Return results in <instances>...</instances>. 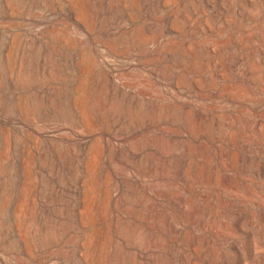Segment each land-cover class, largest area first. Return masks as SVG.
Instances as JSON below:
<instances>
[{
  "label": "rangeland",
  "instance_id": "1",
  "mask_svg": "<svg viewBox=\"0 0 264 264\" xmlns=\"http://www.w3.org/2000/svg\"><path fill=\"white\" fill-rule=\"evenodd\" d=\"M203 1L0 0V264H264V0Z\"/></svg>",
  "mask_w": 264,
  "mask_h": 264
},
{
  "label": "bare ground",
  "instance_id": "2",
  "mask_svg": "<svg viewBox=\"0 0 264 264\" xmlns=\"http://www.w3.org/2000/svg\"><path fill=\"white\" fill-rule=\"evenodd\" d=\"M205 1V0H204ZM203 1V2H204ZM159 2V1H158ZM242 2H244V1H242ZM241 2V3H242ZM154 3V2H153ZM211 3H212V1H211ZM218 4V3H217ZM239 4V3H238ZM205 5V4H204ZM229 5V4H228ZM86 6V5H85ZM208 6H210V5H208ZM218 6V5H217ZM134 8V7H133ZM219 8V7H218ZM240 8H241V6H240ZM225 10V9H224ZM95 11V10H94ZM214 12V11H213ZM229 12V11H228ZM92 13V12H91ZM123 13V12H122ZM125 14V13H124ZM121 15V14H120ZM126 16H127V14H125ZM240 15V14H239ZM216 16H218V15H216ZM72 17V16H71ZM244 17V16H243ZM223 18V17H222ZM250 18V17H249ZM244 19H246V18H244ZM227 24V23H226ZM147 26V25H146ZM145 26V27H146ZM203 38V37H202ZM256 38V37H255ZM134 42V41H133ZM261 42V41H260ZM193 43V42H192ZM185 44V43H184ZM239 44V43H238ZM179 48V47H178ZM237 48V47H236ZM213 52V51H212ZM264 53V52H263ZM264 55V54H263ZM240 58V57H239ZM240 60V59H239ZM260 60V59H259ZM262 61V60H261ZM175 69V68H174ZM228 99V98H227ZM151 100V99H150ZM229 101V100H228ZM230 103H232V102H230ZM234 103V102H233ZM245 103V102H244ZM243 104V103H242ZM246 104V103H245ZM244 105V104H243ZM189 107V106H188ZM199 107V106H198ZM251 107V106H250ZM224 110V109H223ZM252 110V109H251ZM214 111V110H213ZM207 112V111H206ZM211 112V111H210ZM216 112V111H215ZM219 112V111H218ZM228 112V111H227ZM240 114V113H239ZM197 115V114H196ZM208 115V114H207ZM125 116V115H124ZM121 118V117H120ZM207 120V119H206ZM162 122V121H161ZM123 123V122H122ZM170 124V123H169ZM119 125V124H118ZM179 128V127H178ZM187 132V131H186ZM174 133V132H173ZM114 134V133H113ZM128 134V133H127ZM107 135V134H106ZM124 135V134H123ZM171 135V134H170ZM171 137V136H170ZM239 137V136H238ZM179 138V137H178ZM205 138V137H204ZM105 139V138H104ZM92 140V139H91ZM117 140V139H116ZM155 140V139H154ZM201 140V139H200ZM208 140V139H207ZM106 141V140H105ZM43 142V141H42ZM83 145V144H82ZM214 145H216V144H214ZM256 145V144H255ZM149 146V145H148ZM147 146V147H148ZM45 147V146H44ZM150 147V146H149ZM251 147V146H250ZM253 147V146H252ZM49 148V147H48ZM77 148V147H76ZM126 148V147H125ZM78 149V148H77ZM13 151V150H12ZM45 151V150H44ZM83 152H85V151H83ZM133 152V151H132ZM241 154V153H240ZM86 155V154H85ZM88 155V154H87ZM19 156V155H18ZM41 156V155H40ZM73 156V155H72ZM167 156V155H166ZM213 156V155H212ZM161 157V156H160ZM186 157V156H185ZM21 158V157H20ZM49 159V158H48ZM53 159V158H52ZM58 159V158H57ZM253 159V158H252ZM255 159V158H254ZM101 160H102V158H101ZM215 160V159H214ZM256 160V159H255ZM107 161V160H106ZM263 161V160H262ZM109 163V162H108ZM185 163H186V161H185ZM19 164V163H18ZM83 164V163H82ZM127 165V164H126ZM185 166V165H184ZM101 168V167H100ZM41 169V168H40ZM125 169V168H124ZM15 170V169H14ZM73 170V169H72ZM98 170V169H97ZM260 170V169H259ZM48 171V170H47ZM129 171V170H128ZM13 172V171H12ZM124 172V171H123ZM132 172V171H131ZM146 172H148V171H146ZM151 173V172H150ZM237 173V172H236ZM248 173V172H247ZM100 174V173H99ZM144 174V173H143ZM96 175V174H95ZM129 175V174H128ZM19 176V175H18ZM144 176V175H143ZM148 176V175H147ZM151 176H154V175H151ZM7 177V176H6ZM225 178V177H224ZM39 181V180H38ZM50 181V180H49ZM120 181V180H119ZM226 182V181H225ZM143 183V182H142ZM242 184V183H241ZM57 186V185H56ZM104 186V185H103ZM112 186V185H111ZM64 188V187H63ZM76 188V187H75ZM79 188V187H78ZM97 189V188H96ZM78 190V189H77ZM170 190V189H169ZM186 192V191H185ZM196 192V191H195ZM187 193V192H186ZM194 193V192H193ZM82 194V193H81ZM261 194V193H260ZM151 195V194H150ZM122 196V195H121ZM101 197V196H100ZM194 197V196H193ZM197 197V196H196ZM186 198V197H185ZM258 198V197H257ZM152 199H153V197H152ZM239 199V198H238ZM111 200V199H110ZM116 200V199H115ZM260 200V199H259ZM76 202V201H75ZM116 202V201H115ZM77 203V202H76ZM159 203V202H158ZM171 204V203H170ZM255 204V203H254ZM179 205V204H178ZM80 206V205H79ZM170 206V205H169ZM244 206V205H243ZM115 207V206H114ZM136 207V206H135ZM161 207V206H160ZM179 207H181L180 205H179ZM186 207V206H185ZM209 207V206H208ZM241 207V206H240ZM263 207V206H262ZM81 208V207H80ZM260 208V207H259ZM108 209V208H107ZM225 211V210H224ZM261 211V210H260ZM189 212V211H188ZM199 212V211H198ZM197 212V213H198ZM231 213V212H230ZM262 213V212H261ZM107 214V213H106ZM241 214V213H240ZM249 215V214H248ZM237 216V215H236ZM244 216V215H243ZM130 217V216H129ZM247 217V216H246ZM206 218V217H205ZM235 218V217H234ZM107 219V218H106ZM131 219V218H130ZM174 219V218H173ZM225 219V218H224ZM40 220V219H39ZM217 220V219H216ZM44 221V220H43ZM77 221V220H76ZM79 221V220H78ZM63 222V221H62ZM241 222V221H240ZM176 223V222H175ZM231 225H232V222H231ZM239 225H240V223H239ZM242 225H244V223H242ZM77 226H78V223H77ZM244 227H246V226H244ZM51 228V227H50ZM80 228V227H79ZM102 228H104V227H102ZM148 228V227H147ZM189 228V227H188ZM253 228H255V227H253ZM238 229L240 230V228L238 227ZM246 229V228H245ZM263 229V228H262ZM257 230V229H256ZM183 232V231H182ZM252 232V231H251ZM72 233V232H71ZM151 233V232H150ZM201 234V233H200ZM257 234V233H256ZM253 235H254V237L256 236L254 233H253ZM259 235V234H258ZM85 237V236H84ZM211 237V236H210ZM214 237V236H213ZM245 237V236H244ZM250 237V236H249ZM248 237V238H249ZM260 237V236H259ZM197 238V237H196ZM113 239V238H112ZM169 239V238H168ZM36 240V239H35ZM117 240V239H116ZM263 240V239H262ZM261 240V241H262ZM228 241V240H227ZM28 242V241H27ZM79 242V241H78ZM211 242V241H210ZM245 242V241H244ZM249 242V241H248ZM256 242H258V241H256ZM173 243V242H172ZM213 243V242H212ZM216 243V242H215ZM239 243H240V241H239ZM238 243V244H239ZM113 244V243H112ZM246 244V243H245ZM250 244V243H249ZM124 245V244H123ZM177 245V244H176ZM175 245V246H176ZM252 245V244H251ZM259 245V244H258ZM37 246V245H36ZM189 246H190V244H189ZM247 246H249V245H247ZM253 246V245H252ZM77 247V246H76ZM185 247V246H184ZM243 247V246H242ZM80 248V247H79ZM231 248V247H230ZM229 248V249H230ZM252 248V247H251ZM82 249V248H81ZM128 249V248H127ZM247 249V248H246ZM254 249V248H253ZM137 250V249H136ZM223 250V249H222ZM97 251V250H96ZM113 251V250H112ZM126 251V250H125ZM134 251V250H133ZM232 251V250H231ZM246 251V250H245ZM187 252V251H186ZM241 252H243V251H241ZM140 253V252H139ZM156 253V252H155ZM237 253V252H236ZM112 254V253H111ZM160 254V253H159ZM239 255V254H238ZM241 255H243V254H241ZM246 255V254H245ZM262 255V254H261ZM149 256V255H148ZM194 258V257H193ZM239 258V257H238ZM252 258H253V256H252ZM263 258V257H262ZM183 259V258H182ZM244 259V258H243ZM249 259V258H248ZM248 259H247V261H248ZM83 260V259H82ZM140 260V259H139ZM234 261V260H233ZM144 262V261H143ZM152 262V261H151ZM201 262V261H200ZM246 262V261H245ZM254 262V261H253ZM227 263V262H226ZM238 263V262H237ZM250 263H251V261H250ZM258 263V262H257ZM85 264V263H84ZM209 264V263H208ZM242 264V263H241ZM255 264V263H254Z\"/></svg>",
  "mask_w": 264,
  "mask_h": 264
}]
</instances>
